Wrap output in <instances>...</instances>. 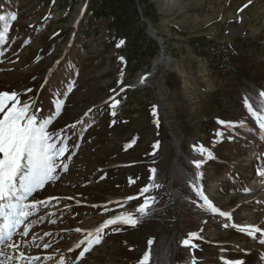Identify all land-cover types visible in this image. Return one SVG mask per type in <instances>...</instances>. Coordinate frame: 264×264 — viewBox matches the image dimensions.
Listing matches in <instances>:
<instances>
[{"label": "rangeland", "instance_id": "obj_1", "mask_svg": "<svg viewBox=\"0 0 264 264\" xmlns=\"http://www.w3.org/2000/svg\"><path fill=\"white\" fill-rule=\"evenodd\" d=\"M147 1L161 50L123 83L126 64L105 22L82 24L89 0H0V32L8 25L0 92L51 117L47 130L67 147L57 178L34 193L43 203L9 241L19 247L4 249L24 254L12 264H139L146 252L148 264H163L169 246L172 264H264V140L242 104L249 95L256 107L264 91V0ZM195 38L225 43L234 56L226 66L209 62ZM141 74L149 77L138 85ZM242 119L248 127L217 123ZM146 185L159 187L141 195ZM196 189L230 218L206 211ZM145 197L154 199L141 216ZM122 213L137 224L108 226L81 257L87 234ZM250 226L262 231L239 230ZM193 232L199 239L184 246Z\"/></svg>", "mask_w": 264, "mask_h": 264}, {"label": "snow or ice", "instance_id": "obj_2", "mask_svg": "<svg viewBox=\"0 0 264 264\" xmlns=\"http://www.w3.org/2000/svg\"><path fill=\"white\" fill-rule=\"evenodd\" d=\"M11 19L15 20L16 15L13 14ZM0 21H6V17L0 15ZM7 31L8 25L5 23L4 31L0 32V42L5 41ZM123 43L124 41H120V44ZM258 96L259 101L256 107H254L252 97L249 95L243 98L242 104L249 118L255 122L260 139L264 140V91H260ZM115 106L113 104V108ZM32 108L33 105L23 102L17 92H0V245L4 246L0 247V264H12L14 259H24L22 252L18 257H14L9 256L4 249H17L19 247L9 243V241H12L15 231L36 211L38 205L43 203L34 198V193L57 178L54 174L61 167L57 160L59 157L64 156L67 151L64 142L61 141L58 146L54 142L52 134L47 130L52 122L51 117L38 119L35 111L31 110ZM60 108L61 105L57 103V115L60 113ZM217 123L229 130L236 127H248L247 120L244 119L238 122L218 120ZM223 135L222 131L216 132L217 137ZM194 150L201 155H204L206 151L203 146H194ZM208 157L211 158L210 152H208ZM202 162L201 160L192 161L196 169L201 167ZM63 168L67 170V165L64 164ZM150 171L152 173L150 180L154 181L156 170L151 169ZM261 175H264V171L261 172ZM152 186L159 187V185H146L140 190L141 195L148 193ZM193 187L195 188V185ZM245 191L249 190L245 189ZM196 192L203 199L204 204L202 207L206 211L230 218L228 212L221 211L218 207L213 206L201 190L196 189ZM30 197H33V201L27 203ZM126 199L131 201L136 197ZM152 199L154 198L145 197L143 203L136 209L141 216L147 214V208L150 207ZM137 222L138 220L131 213H122L106 219L93 232L87 234L86 240L81 241V243L87 244V247L80 253V256L83 257L84 252L90 251L94 244L101 242L102 233L108 226L126 224L134 227ZM29 230V227L25 226L21 234L27 236ZM239 230L247 232L249 235L262 231L261 228L255 226L240 228ZM77 231L80 230L77 229ZM192 239H199L198 234L195 232L189 233V238L184 239L182 244L188 246ZM151 243L152 241H149V245ZM261 243H264V241H261ZM45 247H48V245H45ZM32 259L38 260L39 257ZM149 259V253L146 252L139 264H148ZM192 264H195L194 258ZM234 264H243V262L236 261Z\"/></svg>", "mask_w": 264, "mask_h": 264}, {"label": "trees", "instance_id": "obj_3", "mask_svg": "<svg viewBox=\"0 0 264 264\" xmlns=\"http://www.w3.org/2000/svg\"><path fill=\"white\" fill-rule=\"evenodd\" d=\"M75 1L72 0V4ZM70 7L71 5L68 9ZM83 14V18L87 17L82 23L86 28L93 22H105L106 32L116 42L117 52L126 64L123 83L130 81L143 61L157 56L160 48L147 36L144 23L147 21L150 24L152 20H156L153 5L147 0H89ZM83 34L88 36L85 30ZM120 41L124 43L120 44ZM191 46L199 57L209 62H219L223 66H226L227 59L234 56L229 46L219 41L195 38L191 41Z\"/></svg>", "mask_w": 264, "mask_h": 264}, {"label": "bare ground", "instance_id": "obj_4", "mask_svg": "<svg viewBox=\"0 0 264 264\" xmlns=\"http://www.w3.org/2000/svg\"><path fill=\"white\" fill-rule=\"evenodd\" d=\"M160 62L159 61H156V63H155V67H157L158 66V64H159ZM149 76L147 75V74H141V75H139V77L137 78V84L138 85H140V84H145L146 83V80H147V78H148ZM21 233V232H20ZM19 233V234H20ZM175 249V248H174ZM170 253H172L171 251H170V246L168 247V249H167V258L164 256V258L165 259H163V261H165L166 260V263H163V264H172V260L171 259H169L170 258ZM14 257H18V256H14ZM35 258V257H34ZM25 259V258H24ZM27 260V259H26ZM35 259H32V260H29L28 262H31V261H34ZM14 261V260H13ZM23 263V262H22Z\"/></svg>", "mask_w": 264, "mask_h": 264}, {"label": "water", "instance_id": "obj_5", "mask_svg": "<svg viewBox=\"0 0 264 264\" xmlns=\"http://www.w3.org/2000/svg\"><path fill=\"white\" fill-rule=\"evenodd\" d=\"M147 27L148 34L152 37V39L158 44V40L155 37L154 31L151 29L150 24L147 21H144ZM159 45V44H158ZM160 47V46H159ZM161 50V49H160ZM161 59V58H160Z\"/></svg>", "mask_w": 264, "mask_h": 264}]
</instances>
